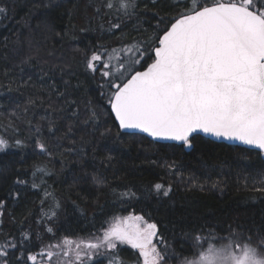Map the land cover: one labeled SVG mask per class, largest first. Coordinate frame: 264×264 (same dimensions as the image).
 I'll list each match as a JSON object with an SVG mask.
<instances>
[{
  "label": "snow or ice",
  "instance_id": "snow-or-ice-1",
  "mask_svg": "<svg viewBox=\"0 0 264 264\" xmlns=\"http://www.w3.org/2000/svg\"><path fill=\"white\" fill-rule=\"evenodd\" d=\"M151 4L158 7V0H151ZM33 6L58 8L61 0H38ZM102 6L115 15L109 29L113 34L121 30L123 35L121 25L134 22L138 35L125 37L110 49H77L84 52V67L97 84L99 98L86 104V117L80 122L86 135L81 134L79 140L75 139V123H68L57 135L56 122L48 121L49 136L69 145L58 143L57 147L86 161L89 150L92 159H97V135L106 142L124 143L125 137L136 139L143 134L152 141L171 142L169 147L179 145L189 150L205 138H214L244 146L241 152L249 162L253 154L264 162V0H169L163 12H154L151 17L142 12L140 0H103ZM95 11L100 14L101 7ZM8 17V7L0 4V22ZM36 28L51 31L52 24L44 19ZM55 35L61 39L76 38L70 31ZM15 43L21 44L19 35ZM3 47H8L7 38ZM14 51L18 53L19 47ZM32 59L24 57L15 67L24 73L23 65ZM9 71L4 69V75ZM31 79L28 76L19 87L29 86ZM12 90L9 86L8 91ZM52 91L59 97L64 95L55 85ZM70 103L75 105L76 101ZM35 104L29 98L24 114ZM11 115L19 118L15 110ZM72 116L79 117L78 107ZM101 116L106 119L101 120ZM13 123L9 121L6 127L15 131ZM28 125L32 130L31 120ZM42 127L35 125L31 140L0 136V153L31 146L51 157ZM112 160L108 154L101 158V164L109 167ZM36 173L51 175L46 166L40 165L35 166L33 175ZM253 181L251 191L264 193V169L256 170ZM91 182L100 192L108 188L121 203L139 199L137 192L127 186L117 193L102 174H93ZM14 183L27 181L17 177ZM199 187L204 189L203 185ZM212 188L222 191V182H213ZM171 191L170 186L161 183L147 189L149 195L155 192L157 197H168ZM4 209L5 203L0 201V218ZM56 215L53 211L46 219L52 220ZM104 223L108 226L104 228L102 224L98 235L90 233L87 239L66 235L58 243L49 242L43 247L36 243L43 237L21 224L13 234L0 233V264H38V260L45 264V258L47 264H52L59 256L68 259L57 260V264H264V218L253 227L229 224L228 234L223 236L211 228L207 232L201 228L195 233H184L194 241L195 250L188 252L183 243L179 250L175 249L157 223L148 222L143 215L113 214L111 221ZM44 230L55 237L52 226ZM123 246L133 250L131 261L121 256ZM37 248L39 252H35Z\"/></svg>",
  "mask_w": 264,
  "mask_h": 264
},
{
  "label": "trees",
  "instance_id": "trees-1",
  "mask_svg": "<svg viewBox=\"0 0 264 264\" xmlns=\"http://www.w3.org/2000/svg\"><path fill=\"white\" fill-rule=\"evenodd\" d=\"M37 2L0 0V4L9 9L8 19L0 22V136L31 140L35 125L41 124L42 135L53 155L40 154L31 146L0 153V201L5 203L0 233L13 234L23 224L43 237L36 241L43 247L49 242L58 243L59 238L66 235L71 239H87L90 233L98 235L97 230L102 224L106 228L108 224L104 221H111L113 214H135L157 223L159 231L175 249L179 250L183 243L188 252L195 250L194 241L184 233H195L201 228L207 232L211 228L223 236L228 234L229 224L253 227L264 218V193L251 191L256 170L264 169V162L255 154L251 162L244 159L246 154L241 148L209 143L205 139L189 150L157 144L140 135L136 139L125 137L124 143L106 142L97 135L94 141L97 159H92L89 150V158L82 161L77 154L64 153L63 147H57L58 143L69 145L49 136L48 121L56 122L57 135L68 123H75V139L79 140L80 135L85 134V126L80 122L86 117V104L89 100L95 103L99 98L97 84L84 67V52L77 49L87 48L89 52L101 46L110 49L125 37L138 33L134 22H124L123 35L121 30L113 34L109 29L115 15L102 6L103 0H61V6L53 9L36 8L33 5ZM168 4L169 0H158V7H153L151 0H140V8L148 17L154 12H163ZM97 6L101 7L100 14L95 11ZM44 19L51 22V31L36 28ZM81 28L88 31L81 32ZM64 31H70L76 38L61 39L55 35ZM18 35L20 45L15 43ZM5 38L7 48L3 47ZM17 47L18 53L14 51ZM5 56L7 59L3 58ZM27 56L34 59L23 65L24 73H20L15 66ZM6 68L10 70L7 76L4 75ZM28 76L32 77L29 86L19 87ZM49 83L64 84V95H56ZM9 86L13 89L11 92ZM29 98L36 104L25 115L23 109ZM71 101L76 104L72 105ZM66 104L79 108L78 118L65 113ZM13 110L19 118L11 115ZM41 117L46 119L41 120ZM104 119L106 117L101 116V120ZM9 121H14L15 131L6 127ZM108 154L113 160L111 166L104 167L101 158ZM36 165L46 166L51 175L36 173L34 176ZM93 174L106 176L117 193L130 187L139 199L121 203L108 188L98 191L91 182ZM17 177L27 183H14ZM217 181L222 182V191L212 188ZM155 183L170 186L169 196L157 197L155 192L149 195L147 189ZM46 192L49 195L46 196ZM57 202L59 207H56ZM53 211L57 215L52 220L46 219ZM47 226L53 227L55 237L44 230ZM35 252H39V248ZM133 255L131 248L122 247L121 256L126 260L131 261ZM59 258L68 259L63 256L56 259Z\"/></svg>",
  "mask_w": 264,
  "mask_h": 264
},
{
  "label": "rangeland",
  "instance_id": "rangeland-1",
  "mask_svg": "<svg viewBox=\"0 0 264 264\" xmlns=\"http://www.w3.org/2000/svg\"><path fill=\"white\" fill-rule=\"evenodd\" d=\"M44 79H45V78H44ZM49 85L51 86V90H52V86L54 85V83H53V84L49 83ZM61 85L63 86L64 84H61ZM62 86L55 85V88L57 89L58 92H62V91H63V93H64V87H62ZM61 87H62L63 89H61ZM54 93L57 95V92H54ZM64 110H65V113H66L68 116L73 117V116H72V112H73L74 108L71 106V104H66ZM57 251H58V250H57ZM53 260H54V261H52V264H57V260H60V261H61V258H59V259L54 258ZM141 264H142V262H141Z\"/></svg>",
  "mask_w": 264,
  "mask_h": 264
},
{
  "label": "water",
  "instance_id": "water-1",
  "mask_svg": "<svg viewBox=\"0 0 264 264\" xmlns=\"http://www.w3.org/2000/svg\"><path fill=\"white\" fill-rule=\"evenodd\" d=\"M139 135L143 136V134H139ZM145 138L150 140V141H152L151 138H147V137H145ZM205 139L206 140H212V142H214V143L224 144V145H227V146L238 147V148H243L244 147V146H236L233 143L227 142V141H215L214 138H205ZM152 142L157 143V144H164V145H168L169 143H171V142H163V141H159V142L152 141ZM177 146H179V145H177Z\"/></svg>",
  "mask_w": 264,
  "mask_h": 264
}]
</instances>
